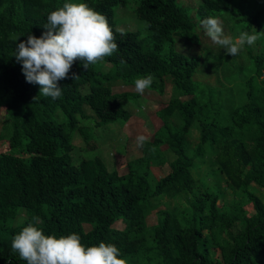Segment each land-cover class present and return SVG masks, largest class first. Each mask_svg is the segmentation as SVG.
Wrapping results in <instances>:
<instances>
[{"label": "trees", "instance_id": "trees-1", "mask_svg": "<svg viewBox=\"0 0 264 264\" xmlns=\"http://www.w3.org/2000/svg\"><path fill=\"white\" fill-rule=\"evenodd\" d=\"M66 2L0 0V109L6 112L0 124V144L6 143L0 153V264H26L11 242L33 218L42 221L34 226L45 235L76 233L85 246L113 244L127 264H264V201L247 190L249 185L264 189V81L257 80L264 74V0H195L193 5L136 0L132 14L151 25L144 27L141 40L138 32L121 36L116 30L114 9L125 8L126 0H81L107 18L119 48L87 70L75 61L68 78L59 81L61 98L53 100L39 95L38 84L26 82L13 53L27 34L41 36L49 12ZM207 16L235 23L240 33L260 32L253 46L245 45L253 67L243 79L245 102L229 113L218 103L196 100L193 77L200 59L173 46V38L198 45L205 34L200 21ZM101 62L109 68L100 70ZM73 73L79 77L73 80ZM147 74L154 77L148 90L162 95L168 83L177 96L164 105L168 119L162 118L152 139L144 142L141 156L130 160L122 175L107 171L96 157L72 168L73 135L84 144L93 137L91 128L79 124L87 118L84 108L95 128L114 122L122 126L130 113L120 98L138 96L114 94L112 86L133 87ZM56 112L61 123L54 119ZM189 130L197 132L195 145ZM207 149L230 199L203 178L193 179ZM165 162L168 172L150 186V168ZM183 193L191 195L186 206L158 210L155 223H146L153 200L178 199ZM116 222L121 229L113 227Z\"/></svg>", "mask_w": 264, "mask_h": 264}, {"label": "rangeland", "instance_id": "rangeland-1", "mask_svg": "<svg viewBox=\"0 0 264 264\" xmlns=\"http://www.w3.org/2000/svg\"><path fill=\"white\" fill-rule=\"evenodd\" d=\"M190 1V4H195V0ZM72 3H80L81 0H68ZM136 0H126L125 8L117 7L114 9V20L116 22V30L138 32L139 39L144 37V26L132 14ZM225 35L232 37L234 40L240 32L237 25L230 21H222ZM173 46L175 51H179L188 57L197 56L200 59V68L197 74L193 77L195 85V98L199 103L207 100L218 103L224 113L231 112L235 107L242 105L245 102L243 87V79L246 75L252 72L253 67L251 61L246 57L245 46L240 54L236 56L227 55L225 50L219 45L214 44L207 35L199 37L198 45H191L179 38H173ZM100 70H107L109 67L104 63H99ZM258 81H264V74L257 76ZM114 94H135L138 96L136 100L120 98V104L124 110L130 113V117L122 126L118 122L107 124L106 126L95 128L90 111L84 108V115L87 118L80 119L81 126L89 127L92 130V141L84 144L81 138L75 133L72 138V150L70 155L72 158V168H77L83 160H89L94 157L100 159L105 165L107 171H116L118 175L126 173V164L137 157L141 156V147L137 146L136 138L139 135L146 137L145 141H150L153 134L159 129L162 124V118L167 121L168 116L164 113V105L177 96L167 83L164 87L162 95L157 94L152 90L146 89L143 94L137 93L135 87L123 86L115 83L112 86ZM87 92V87L80 90L81 94ZM6 116L4 109H0V124ZM54 119L57 123L63 121L60 113L56 112ZM175 120V119H174ZM188 137L190 143L195 145L197 142V132L189 130ZM163 148V147H161ZM6 150V143L0 144V153ZM166 155V150L161 149ZM213 153L208 151L202 157V162L198 167H195L192 175L194 181L203 178L204 182L212 188H219L224 198H231V194L225 188V179L219 173L213 162ZM169 160L170 157L166 155ZM168 172V166L163 163L160 167H151L148 183L150 186L160 177ZM197 189H201L197 187ZM247 190L264 201V189L249 185ZM191 201V195L181 194L178 199L171 197H158L153 200L154 207L146 217L147 224L155 223V212L158 210H169L177 206H186ZM217 204L226 209V203L223 198H218ZM247 214L251 213L249 207L245 208ZM20 220V218H18ZM116 229L122 228L121 222H116L113 225ZM84 230H88L86 224L83 225ZM217 256V252L213 253Z\"/></svg>", "mask_w": 264, "mask_h": 264}, {"label": "clouds", "instance_id": "clouds-1", "mask_svg": "<svg viewBox=\"0 0 264 264\" xmlns=\"http://www.w3.org/2000/svg\"><path fill=\"white\" fill-rule=\"evenodd\" d=\"M200 25L211 41L231 56L240 54L245 45L253 46L260 35V32L249 34L242 31L234 40L225 35L222 21L212 16L203 18ZM143 26L148 28L151 25L145 21ZM43 27L46 31L41 36L29 33L26 40L15 43L13 56L21 64L26 82L38 84L39 95L53 100L61 98L59 81L68 78L75 61L79 60L87 70L89 65H96L105 57L112 56L119 48L107 18L86 3H64L49 12ZM120 35H125L123 30H120ZM78 77L72 74L73 80ZM153 79L152 74L136 78L135 91L143 94ZM145 140L144 135H139L137 146L143 147ZM33 220L15 234L11 242L12 250L26 264H127L125 259L118 258L120 250L113 244L100 242L85 246L76 233L59 237L45 235L34 226V223L42 221L38 218Z\"/></svg>", "mask_w": 264, "mask_h": 264}]
</instances>
